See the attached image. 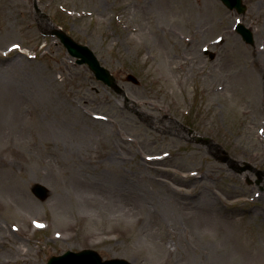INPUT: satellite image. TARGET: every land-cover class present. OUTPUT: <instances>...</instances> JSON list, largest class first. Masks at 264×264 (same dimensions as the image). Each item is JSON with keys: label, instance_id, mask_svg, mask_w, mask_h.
<instances>
[{"label": "rangeland", "instance_id": "rangeland-1", "mask_svg": "<svg viewBox=\"0 0 264 264\" xmlns=\"http://www.w3.org/2000/svg\"><path fill=\"white\" fill-rule=\"evenodd\" d=\"M35 1L135 106L41 33L34 0H0V264H264V0Z\"/></svg>", "mask_w": 264, "mask_h": 264}, {"label": "water", "instance_id": "water-1", "mask_svg": "<svg viewBox=\"0 0 264 264\" xmlns=\"http://www.w3.org/2000/svg\"><path fill=\"white\" fill-rule=\"evenodd\" d=\"M229 9L235 8L238 12H244L245 6L242 4L241 0H221ZM36 7V6H35ZM237 30L241 33V37L248 42L252 43V36L249 30L245 29L243 26H237ZM51 33L56 34L61 42L66 47L67 51L74 57L77 58L76 62L79 64L85 63L89 69L94 73L96 79L101 80L103 83L111 87L117 94L123 96L125 101L128 102V98L125 92L116 84V80L113 75L103 67L96 55L87 46L78 44L71 37L59 30H53ZM127 80L134 83H138L136 78L132 75L127 76ZM190 131V130H189ZM205 139V140H204ZM198 141H207V138H198ZM222 156L220 160L229 163L230 167H234L237 171H243L248 168V164L245 167H238L232 159L227 156V153L220 149ZM32 191L40 198L45 199L49 191L47 188L40 184H34ZM47 264H131L123 259H111L103 261L100 256L92 250H82L80 252H66L61 256H52Z\"/></svg>", "mask_w": 264, "mask_h": 264}, {"label": "bare ground", "instance_id": "bare-ground-1", "mask_svg": "<svg viewBox=\"0 0 264 264\" xmlns=\"http://www.w3.org/2000/svg\"><path fill=\"white\" fill-rule=\"evenodd\" d=\"M41 23L43 24V26H45L46 28H50V24H48L47 22H46V20L45 19H42L41 20ZM162 159H164V158H156V159H154L153 161H155V162H159V161H161Z\"/></svg>", "mask_w": 264, "mask_h": 264}]
</instances>
